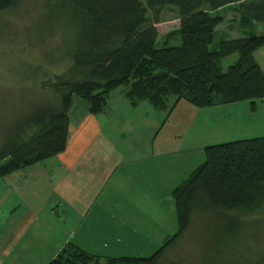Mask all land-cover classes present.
<instances>
[{
    "label": "trees",
    "instance_id": "obj_1",
    "mask_svg": "<svg viewBox=\"0 0 264 264\" xmlns=\"http://www.w3.org/2000/svg\"><path fill=\"white\" fill-rule=\"evenodd\" d=\"M23 1L0 0V16ZM232 8L245 35L212 50L224 12ZM169 9L178 14L181 45L166 41L157 49L158 26ZM38 10L39 24L49 28L40 33L56 39L53 50L62 51L66 68L39 69L44 87L55 94L53 105L36 107L10 129L0 146V178L66 149L75 96L93 115L105 112L109 95L122 86L132 105L146 101L168 115L181 99L204 108L264 98V69L256 60L264 49V30L256 33L264 27V0H43ZM235 54L239 60L224 71L223 61ZM204 151L205 161L172 193L178 231L151 257H102L68 243L49 264H160L196 211L218 210L229 229L249 220L242 215H264V137Z\"/></svg>",
    "mask_w": 264,
    "mask_h": 264
},
{
    "label": "rangeland",
    "instance_id": "obj_2",
    "mask_svg": "<svg viewBox=\"0 0 264 264\" xmlns=\"http://www.w3.org/2000/svg\"><path fill=\"white\" fill-rule=\"evenodd\" d=\"M42 1L24 0L16 9L0 16V146L8 140L10 129L15 126L19 127L36 107L48 103L53 105L55 94L51 89L44 87L46 74L41 73L39 69L43 68L51 74L66 68V64L61 63L62 51L53 50L56 47V39L47 40L50 34L45 33L44 36L40 33L43 29L45 31L49 29L48 25L39 24L41 13L38 5ZM46 13L47 11L44 14ZM224 15L226 20L217 28L218 33L215 37V44L211 46L212 50H217L221 41L245 35L246 30H241L233 8L231 11L224 12ZM179 25L177 12L167 10L164 22L159 25L160 40L156 44L157 49L165 47L166 41L170 42L168 46L181 45L177 33ZM263 30L264 27L259 26L256 33L261 34ZM238 60V54L226 58L222 64L223 70L227 71ZM256 60L264 67V49L256 53ZM128 90V87L122 86L112 91L108 97L106 110L110 108L111 99L126 97L134 108L143 105L142 112L151 108L150 110L155 114L153 113L154 117L150 120L160 121L158 125L160 132L156 142L164 145L160 148L162 154L160 163L164 166L163 176L167 182L164 187L159 185L153 197H158L162 203L164 215L163 217L161 215L147 217L149 220L145 224L152 220L156 222L155 225H148L155 232V237L153 232L142 235L145 239L149 237L148 241H139L137 235L134 237L124 235V238L118 241L106 242L104 237L97 236L98 244L89 243L91 245L87 244V246L90 249L85 248L96 255L108 252L112 257L149 258L178 231L174 220L175 207L172 203V193L205 161L204 150L201 151L198 147L192 149L189 143L190 138L201 136L206 144H210L206 146L209 147L264 137V98L216 105L215 108L204 107L210 109L207 113L199 112L200 115L195 119V116L188 117L189 115L183 109H175L180 102L186 101L185 99L179 100L175 110L168 115L167 112L154 109L146 101L132 105L127 97ZM175 100L174 98L173 101ZM191 105L197 109H203V107ZM68 113L70 119H73L81 113L89 114V108L85 101L75 96ZM108 114L111 115L110 112L104 115ZM163 116L165 119L162 118ZM189 123L190 129H187ZM189 161L195 162L190 168H188ZM35 166L36 164L19 168L0 178V210L1 201L18 191L17 189L24 181L22 179H32V173L36 177L42 175V170L44 171L45 168L42 167V170L35 172L33 170ZM1 190L5 192L4 195H1ZM163 190H166V193H163ZM48 201L51 202V200ZM54 202L56 201L51 202V205L54 204L52 208L56 207L60 214L66 212L65 208H61ZM262 214L261 211L256 215H242V218L249 220L241 221L229 229L230 222L218 210L212 209L205 213L196 211L192 216L188 231L173 243L160 264H264V215ZM163 218L166 219V225H168V227L165 225V233L164 231L158 232V229L164 227ZM256 218L260 220H254ZM171 219L172 224H170ZM104 220L108 226L117 225L112 217L108 219L105 217ZM234 247L235 249H231ZM10 258L11 261L6 260V264H32L33 256L29 253L22 256L15 250ZM15 258L17 263L14 262Z\"/></svg>",
    "mask_w": 264,
    "mask_h": 264
},
{
    "label": "crops",
    "instance_id": "obj_3",
    "mask_svg": "<svg viewBox=\"0 0 264 264\" xmlns=\"http://www.w3.org/2000/svg\"><path fill=\"white\" fill-rule=\"evenodd\" d=\"M109 105L108 111L99 115L81 113L71 118L66 149L37 163L33 170L44 167L42 175L32 173V179H22L18 191L1 201L0 264L11 261L15 250L22 256L31 254L32 264H49L68 243L90 252L87 244L97 243V236L106 242L118 241L124 235H137L142 242L149 240L142 235L152 233L148 225L156 222L145 224L147 217L164 215L162 203L153 197L159 185L164 187L167 182L160 163L164 145L156 142L160 121L150 120L155 114L150 107L142 112L143 105L134 108L126 97H115ZM179 108L196 119L199 112L207 113L215 106L197 109L183 101L175 109ZM108 112L111 115H104ZM187 127L190 129V123ZM202 139L191 137L192 149L202 151L210 145ZM194 163L189 161L188 168ZM48 200L56 201L67 213H58ZM107 216L116 220L115 227L106 224ZM163 220L164 227L158 232L165 233L168 225ZM106 255L112 257L108 252L97 254Z\"/></svg>",
    "mask_w": 264,
    "mask_h": 264
}]
</instances>
